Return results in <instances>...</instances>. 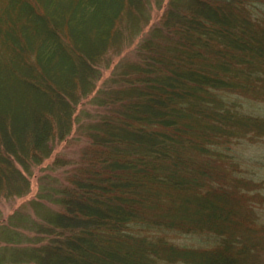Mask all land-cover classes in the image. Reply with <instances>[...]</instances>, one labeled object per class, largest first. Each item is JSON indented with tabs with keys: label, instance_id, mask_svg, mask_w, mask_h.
I'll return each mask as SVG.
<instances>
[{
	"label": "trees",
	"instance_id": "16d2710c",
	"mask_svg": "<svg viewBox=\"0 0 264 264\" xmlns=\"http://www.w3.org/2000/svg\"><path fill=\"white\" fill-rule=\"evenodd\" d=\"M245 94L264 97V0H0V197L26 194L74 131L87 139L67 183L40 195L61 210L0 264H248L234 236L213 231L207 250L163 234L224 221L216 143L248 125L264 136V117L236 104Z\"/></svg>",
	"mask_w": 264,
	"mask_h": 264
},
{
	"label": "rangeland",
	"instance_id": "374dc122",
	"mask_svg": "<svg viewBox=\"0 0 264 264\" xmlns=\"http://www.w3.org/2000/svg\"><path fill=\"white\" fill-rule=\"evenodd\" d=\"M161 13L162 9L153 4L151 19L142 31L143 33L141 32V35L138 34L134 38V43L138 42L147 30L158 21ZM135 45L125 49L114 60L126 55L133 58L132 48ZM109 73L110 69L104 71L103 78L97 83L98 86L108 77ZM262 97L245 94V96L240 95L235 98L238 102L241 101L242 105L237 102L236 104L239 109L245 111L246 115L252 113L264 117V97ZM85 110H93L89 99H85L78 106L77 113L84 117L83 111ZM245 122L247 121L245 120ZM249 128L251 129L252 126L248 125L238 129L240 131L233 132L228 141L222 139L219 144L216 143L220 148L223 147L228 154L222 153V156H218L214 162V171L212 168L210 169L215 174L214 177L217 178L212 197L221 209H224V221L216 224V227L209 224L202 231L194 233L164 231L163 234L168 239L176 243L196 246L198 249L207 248L210 250L218 245L216 239L219 237V233L230 240L234 236L240 239L243 247H247L248 254L250 253L246 258L248 264H264V136L252 135L248 132ZM244 130L245 134H242L241 131ZM80 133L79 130H76L68 139L57 143L51 156L32 169L29 175L30 186L26 194L9 198L0 197V251L3 250L2 253L13 249L9 247L36 244L34 239L25 240L24 238H34L39 232V225L46 223L44 217L48 216L51 211L61 210V206L52 201L50 197H54V190L51 191L52 195L50 196L42 197L40 195L43 193L44 186L50 188L67 183L70 171L80 160V155L87 144L86 137ZM164 203L162 205L166 210H184V206L177 207L170 201ZM155 205H151V208L157 210L162 206L160 202ZM3 225H7L10 231H15L22 239L6 241L5 234L1 230ZM213 231L218 237L213 236L215 235ZM163 264L193 263L175 261Z\"/></svg>",
	"mask_w": 264,
	"mask_h": 264
}]
</instances>
